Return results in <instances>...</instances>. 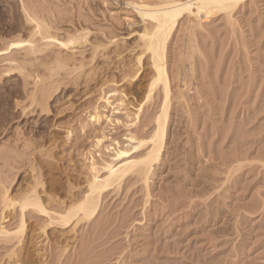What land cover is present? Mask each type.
<instances>
[{"label": "rangeland", "instance_id": "rangeland-1", "mask_svg": "<svg viewBox=\"0 0 264 264\" xmlns=\"http://www.w3.org/2000/svg\"><path fill=\"white\" fill-rule=\"evenodd\" d=\"M146 1L0 0V49L8 47L27 13L61 37L71 27L88 29L89 40L124 39L122 56L87 86L70 83L54 95L50 115L36 125L29 109L22 113L18 105L24 97L16 72H9L11 79L2 73L10 68V57L26 68L34 60L21 49L0 57V133L4 129L13 141L12 130L20 125V137L27 138L20 152L6 138L0 142V184L11 197L23 196L35 178L43 183L39 191L61 204L83 197L89 153L96 160L109 156L92 147L94 138L104 134V145H110L126 143L129 131L142 139L151 134L161 96L157 91L145 103L154 74L147 54L141 66L136 63L137 36L150 22L130 4ZM166 59L173 102L167 145L152 170L149 197L144 184L130 177L103 195L89 222L75 230L74 225L47 229L51 243L37 239L46 218L27 211L25 247L0 236V264L14 263L13 251L17 264H264V0L245 1L231 18L224 12L202 19L183 15ZM113 90L110 105L101 101ZM140 103L145 105L139 120L132 122L125 109L133 114ZM97 106L111 122L90 121ZM18 208L4 213L8 230L19 223Z\"/></svg>", "mask_w": 264, "mask_h": 264}, {"label": "bare ground", "instance_id": "bare-ground-1", "mask_svg": "<svg viewBox=\"0 0 264 264\" xmlns=\"http://www.w3.org/2000/svg\"><path fill=\"white\" fill-rule=\"evenodd\" d=\"M245 1L247 0H159L158 2L148 0L146 2L130 3L144 21L148 20L150 22V27L144 26L142 31L139 32V36H137L141 40V53L137 56L136 63L141 66L144 56L147 54L154 74L145 93V103L151 101L157 91L161 96V105L154 118L153 131L146 139L139 138L129 131L125 137L126 143L114 140L110 145H104L106 141L104 134L94 138L95 141H93L92 147L103 149L109 156L96 160L92 152L89 153L91 161L86 166L89 174L86 179L87 190L83 197L75 196L69 202L67 201L68 203L61 204L63 201L58 202L59 200L52 194H46V191H43L46 195L41 193L39 189L43 186V183L36 178L31 181V185H29L27 192L23 196L11 197L9 194L10 189L4 184V186L0 184V236L7 239V241L11 239L17 240L18 244L24 246L27 211H32L47 220L46 224L39 228L41 235H37L38 238H36L39 240V238L44 237V240L49 243L51 235L47 234V229L57 227L59 230L64 231L74 225L73 230H75L77 225L83 221L89 222L98 214L103 195L110 190L120 189L122 183L130 177H134L144 184L149 197L148 189L152 170L160 162L162 153L167 145L166 140L173 102L172 84L167 72V44L177 30L179 20L183 15L195 14L198 19H202L224 12L231 18L235 8ZM30 15L27 13L24 16L25 18L23 17V21L18 25L16 35L12 36L13 40L9 41L8 47L0 49V57L15 49H19V51L21 49L25 52L24 57H30L31 61L34 60L32 62L33 65L26 68L21 64H16V58L14 60L10 57V60L7 59L10 68L7 71H2L6 75H3V73L0 76L2 78L3 75L11 79V76H8L9 72L13 71L12 76L14 71L16 72L15 74L19 78L16 84L18 85L19 83L18 87L21 88L24 97V102L18 103V105L22 104V113L29 109L28 113L37 118L36 120L32 119L30 123L36 125L39 120L46 119L50 115L51 101L54 95L58 92L63 93V90L70 83H73V85L79 84V86L81 84L85 86L86 84L87 86L102 67L104 68L105 65L109 66L108 64L113 58L121 55L124 51V39L121 36H114L111 39L96 37L93 40H89L88 29H71V27L70 30H64L61 37L57 31H52L54 29L51 27L52 25L39 21L36 17L34 18L33 15ZM191 58L190 56L189 60ZM139 74L140 70L135 77H138ZM15 81V79L12 80V82ZM115 95L116 93L113 90L101 96L100 99L110 105V98L115 97ZM124 102L125 100L121 99L118 107L114 109L117 114L123 107ZM145 103H140L133 114L128 109H125L129 112L127 113L128 116H126L130 118V115H132V122L138 121ZM93 109L89 116L91 122L101 123L103 118L108 122L112 121L109 116H104V114L100 113L98 106ZM116 122L119 123V120ZM27 124L28 120L24 125L27 126ZM132 125L134 126L135 123ZM19 126L17 125L12 130L15 137L13 141L6 138L3 129L0 137L4 136L0 138V142L6 138L4 142L13 143L11 148L20 152V149L24 150L27 138L25 140V138L22 139L20 137L21 127ZM55 203H57V206ZM17 204L19 206V223L15 230H8L4 226L6 219L4 213L9 209L14 211ZM52 204L55 206H52ZM53 239L55 238H52V241ZM53 242L55 243V240ZM38 243L41 242L38 241L36 244L38 245ZM67 247L68 244L63 247L65 252ZM10 257H17L13 264L18 263L19 257L15 251L12 252Z\"/></svg>", "mask_w": 264, "mask_h": 264}]
</instances>
